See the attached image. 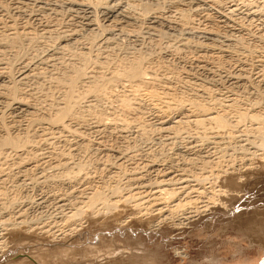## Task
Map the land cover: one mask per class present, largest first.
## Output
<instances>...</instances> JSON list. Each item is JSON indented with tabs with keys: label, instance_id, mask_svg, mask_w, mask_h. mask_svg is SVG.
<instances>
[{
	"label": "bare ground",
	"instance_id": "bare-ground-1",
	"mask_svg": "<svg viewBox=\"0 0 264 264\" xmlns=\"http://www.w3.org/2000/svg\"><path fill=\"white\" fill-rule=\"evenodd\" d=\"M7 1H9L7 5L11 6L10 8H12V10H14L16 12L15 16H17V17L18 16L23 17L22 15H23L25 9H27V10L33 9L35 12H38V13L41 12L43 14L45 13V14H47V16L48 15H55L54 13H58L57 8L61 7L64 10L63 12L67 13L66 15L68 17H71V18L76 17V18L80 19V21H78L80 23V28L78 27L79 29H76V26L74 24H72L71 27L68 29V31H65V30L60 31L58 34H55V35H57L56 37H54L55 40L52 38V41L53 40L55 41V42H53V43H55L54 48H56L62 54L65 53V54L70 55L69 57H71L72 60L69 64H67V66L64 65L65 67L62 70H60V72H57L56 74H54L51 77H48L47 81H50V85L48 84L50 86L48 91H50L52 89V92L51 91L49 92L51 95H47L48 94V92H47V94H45L46 96L42 97V98H44V100L46 102L44 103V106L42 104L41 110L39 109V108H41L40 105H38L39 106V108H38V107H36V103L33 102L34 101V100H32L33 95L31 94L32 95L31 96L30 92L28 93L25 91L26 90L25 85L27 84V81L30 80L31 77L33 78L35 73L38 72V71L34 72L36 70L35 69L36 66L33 64L34 67H31V66L29 67L28 65H26L27 63L24 64L25 62H23L24 66H22L19 70H17L18 72H16L14 74L13 69H12L13 68L12 63L11 64L6 63V65L4 64L3 66H1L2 64L0 65V154L8 155L7 153H9V155H10V153H11V154H13L15 159L17 160V164H16V167H17L16 174L17 175L14 177V179L10 178L11 180H16V179H18V177H20V178L22 177L23 179H25V176L27 178L26 174L29 173V171H32L35 169H39L40 173L43 169H45L44 167H48L50 169L51 168L56 169V167H57L59 169L56 172L54 170V173L52 172L53 174H50V175H48V174L46 175L45 173H42L43 175L37 174V176L38 175L39 176L36 177V181L37 182L39 181L41 183H44L45 181H49V180H46V178H47L46 176H48L51 178V181H53L54 183L56 182L59 184V183L63 182V183H66V185H68V187L70 188L69 191L64 190L63 193H61L59 196L58 195L57 196L52 195V201H53L54 209L58 211L59 215H61L60 221L67 222V220H70V221L76 220V218H79V215L84 213V210L85 211L88 210V213L89 212L94 213L95 210L99 211L100 213L102 212L101 210L104 211V209L109 210V211L114 210L115 208H117L116 203L119 202V199H121L124 203L131 202L133 207L134 206L140 207V204L144 205V203L142 201V200H144V198L141 197V195L139 193H137V191L140 190V188L141 189H148L147 188L148 186L146 187L144 184H146V180H149V179H146L145 181H142V179H144L143 177L146 176L147 173H149L150 169H151L150 172L153 173V180H154V184L156 185V188L158 189V193H156L155 196L154 195L148 196L150 198L153 196L154 197H153L152 201L150 200L149 202L145 203L147 207L145 205L143 206L144 211L149 212V210H151V208H148V207H150V206H148L150 203H151V205L153 203L152 206L154 207V206L160 205L161 203L163 204V202H165V201L167 202L168 200H170L171 205L169 204L167 206L169 212H168V216H165V219H171L170 221H173V223L175 222V226H179V224H183V221L191 220L195 214L200 212V210L198 209L199 207L196 206V202H197L196 199L197 198L199 199L201 194H203V190L200 187L197 188V186L194 188H197L199 190L194 189L192 186H189L188 184H185V183H183L185 185H182L181 182L180 183L178 182L181 177L179 178L177 175H174L175 172L173 173V172H169L168 170L167 171L166 170L165 171L159 170V169H157L156 166L154 167V165H153L154 162L144 164V166H143V169H144L143 173L144 174H140L142 172L139 173L138 171H136L137 169L134 170L135 167H133L131 169L132 171L127 176H125V175L123 176L125 181L122 184L114 183L113 186H109L106 189H104L105 186L101 187V185H102L101 184L100 186L90 187V189H88V190H84L82 188L80 190H77L78 189L77 188L75 191L73 189V186L75 184L81 183L82 181L84 182V179H86V178H80L81 175L79 177V174H81V172H83V170H84V167H85L84 162L86 159L84 161H83V159H84L83 158L81 161L78 160V161L71 162L69 160L72 158H69L68 160H67V158H68V156L71 157L72 155H75V154H73L75 152H73V153H71V155H69L68 152L70 153V151L75 150L76 153L78 151L81 154L82 153L86 154L87 152H89L88 150L90 148H93V150H96L99 152L111 151L112 153H114V155L115 154L118 155V157L115 156V157H117L116 159L118 161L116 164L114 163L116 168H115L114 164L112 163L113 167L117 170L119 169L120 171L126 170L124 168H122L124 170H121V168H120V166H122L120 160H121V158H123V156H121V153L124 154L125 152H122L121 150H119L120 148H118L117 146H116L117 149L116 148L115 149L114 148L108 149L107 147H103L102 145H104V144L101 145L100 140H97V141H94L91 143V141H90L91 139L89 140V138L88 139L86 138L88 136V134L92 135L91 133H97V135L99 133V135H101V133H104L108 130H115V133L114 132L113 133L117 137H119L121 139L124 138V140H125L124 133L121 134L122 131L124 129L130 128L131 125H133L137 128L138 137L141 140L142 139L145 140L146 138H148L150 131L155 130V131L160 132L162 130L163 132L171 134L172 138H169V136L167 135L168 137L166 139L168 141H170L172 139H174L176 141V138H180L182 133L190 134L192 132L194 139H195V143L198 142V144L196 143V145H192L191 144L192 142L191 143L188 142L186 144V146L185 145L182 146L183 147L182 151L184 152L182 154L187 155V158H188L189 154L193 153V151L194 152L197 151V153L195 152L197 156H193V157L191 156L190 157L191 159L190 158L188 159V162H189L188 165L190 166L189 170H191V171L197 170L196 172H192L193 174L190 171V173L192 174L191 178H193L195 182L197 181L198 185L204 184L203 182L206 181V179L209 181L211 179L210 182L207 181V183L209 182L208 183L209 184L208 189L210 190L209 193H211L207 196V199H209L213 202H214V200H216V198H214L215 192H218V194L220 196L234 194L235 193V192H233L234 190L231 191L230 189H227V188H230V187L235 188L238 185L247 186L246 184H249L251 182H253V183L257 182L259 175L264 173V106H263V104L259 100L249 99L248 98L249 96L247 97L248 100H247V98L244 99L239 94H236L237 91L235 94L234 93L228 94V95L226 94V96L219 95L218 97H216L213 94L214 91L211 90L212 89L211 88V86H212L211 81L215 75H213L212 74L213 71L210 72L211 69L209 68L210 69V71H209V69L207 67L208 61L214 59V58H212L214 53L217 52L216 54H218V56L220 54V56H221L225 51H227V48L230 45V43H233V44L235 43L236 45L240 44L239 39H238L239 41L234 40L235 38H232L230 40L229 37L231 35L229 36L228 33H230V30L232 28L231 25H233L232 23H236L239 25V23H240L239 16L240 15H241L240 16L241 20L245 17H246L245 18L246 20L249 19L246 22L247 23L246 26L240 25V27H244L246 29L250 27V26L249 27H247V26L250 25L251 19L256 15L255 13H257V11H255V10L252 11V4H251L252 2L250 3L249 2L250 0H222L224 3H227L226 6L224 3L221 2V0H173V1L170 0V1H172L173 5H174V7H172L174 9V10L172 9L173 14L170 13L171 12L170 11L169 12L170 15H163L162 12H160L158 0H7ZM153 1H156V2H153ZM209 1L215 5L214 7L219 8L218 9L219 11H217L215 15L212 12H210L209 9L211 7L209 8V6L206 5V2H209ZM237 2H238V4H237ZM172 3H170V4H172ZM263 3H264V0H263ZM3 4H1V5L3 6ZM222 4H224V6H222ZM240 4H242L243 7H245V10H243L242 12H240L241 11L240 7H239ZM250 4H251V9L249 8ZM1 5H0V9H2ZM262 7H264V6H262ZM262 7H259V9ZM170 8H171V6H170ZM6 9L4 8L2 10H6ZM241 9H243V8H241ZM244 11H246V13ZM30 12L31 11H29V15H31ZM194 14L199 17V25L197 26V28H194L195 30L193 31L192 30L193 28L190 25L193 22V20L190 21L192 19V18L190 19V17H193L192 15H194ZM29 15L27 14L26 17H23L26 20L21 27L15 26L16 25L15 23H17V21L15 23H14V21L16 19H13V21H11L10 23L6 22V23L1 24V26H0V52L5 53L6 52L5 50H9V51L12 50L14 52H17L16 49L17 48L19 49L20 42H22L25 39V37L27 38L28 36H32V34H33L32 31H34V30L29 28L30 25L29 26L27 25V22H28L27 20H29L31 18V16H29ZM34 18H35V16H34ZM0 21H1V19H0ZM142 21L145 22V24H146V25L144 24V26L146 28L145 30H147L148 33H150L149 31H152V32L155 31V33L157 34V32H158L157 35L161 36V37L164 34L161 31V28H163V31H165V30H167V31L174 30L175 31L177 29V31L181 32L184 37L182 36L183 39H181L179 41L180 45L178 44V45H175L174 48L172 47L171 52L173 49L178 50V51H180L181 49H182L181 51H183V49H188V48L192 49V51L191 50L190 51L193 52V54L195 55V59H196L194 62V68L196 69V71H201V72H203L205 70L204 72L206 75H205L203 81L202 80L196 81V80L192 79L191 76L188 77L187 80L185 79L187 77L186 76L184 78L186 81H180L179 80L180 77L178 78L176 73H173L171 71L172 68L169 69L167 67L168 66L167 64L162 62L160 59H158L159 60L158 61L157 59L150 58L152 56L148 57L147 56L148 54L146 55V53H145V55L142 54L143 52L141 53L139 51V49L138 50L132 49L130 54H126L121 58H119L118 56H115L114 58H112L113 56H111L109 54L110 50L108 51L109 41H111L115 35L118 36L119 34H123L125 32H128V30H130V32H131V29H129V27H132V31L134 32V29L136 30V28H138V26H141V24H138V23H141ZM197 21H198V18H197ZM136 24H138V26L135 28ZM43 26H45V24ZM262 26H264V21L262 22ZM140 28L141 27H139L138 29H140ZM142 28H144V27H142ZM233 28H235V27H233ZM157 29H160V30H157ZM255 29H256V27H255ZM138 31L139 30H137V36L139 34ZM259 31H260V29H259ZM130 32H129V34H130ZM179 32H178V34H179ZM54 33H55V30H53V28L51 29L49 26H45V27L41 28L39 36L41 38L47 37L49 40V38H51V36L54 35ZM140 33H142V30ZM168 33L170 34V32H168ZM193 33L195 35L199 36L200 42L196 41V42L190 43L191 40L189 41L188 36H189V34L191 35ZM35 35H36V33H35ZM135 35H136V33H135ZM152 35H153V33H152ZM172 35H175V34L173 33ZM250 35H252V34H250ZM259 35L261 36L260 39L264 43V30L260 31ZM33 36H34V34H33ZM163 36H165V34ZM32 37H28V39H32ZM36 37H38V36H36ZM134 37H136V36H134ZM150 38H151V36H150ZM162 38H164V37H162ZM162 38H160V39H162ZM98 39H100V40H98ZM95 40H96V43H95ZM81 41H83V42H81ZM80 42L82 44L83 43L85 44L82 46V47L85 46V48L76 51L74 48V46H75L74 44L75 43L80 44ZM94 43H95V45H94ZM263 45L264 44L260 45L261 49H262ZM231 46H232V44H231ZM241 46H243V45H241ZM112 47H114V45ZM95 48H97V50H95V52L92 55V52ZM214 48H216V50H214ZM229 48L231 49V47H229ZM254 48H256V46L253 47V50H255ZM56 49H54L53 51H55ZM160 50H162V49L160 48ZM247 50L251 51L252 47L247 49ZM213 51H215V52H213ZM229 51H230V53L233 52V51L231 52V50H229ZM56 53L58 54L59 52H56ZM16 54L18 55V53H16ZM189 54H191V53H189ZM249 55H251V54H249ZM54 56H56L55 53H54V55H52V57H54ZM45 57H48V56H45ZM160 58H161V56H160ZM216 58L217 57H215V59ZM240 58H241V56H240ZM42 60H44L45 62L49 61L48 58H45ZM162 60H165V59H162ZM216 60H220V59L217 58ZM237 60H239V57ZM191 61H192V58H191ZM245 61L246 60H244V62ZM49 62H51V61H49ZM249 62H251V60ZM254 62H255V60H254ZM41 63H43V62H41ZM252 63H251V66H252ZM170 65H172V64H170ZM218 65L221 66L222 64L221 65L218 64ZM234 65H236V64H234ZM215 67H217V64ZM232 67H230V68H232ZM212 69H214V68H212ZM216 69L218 70V68H216ZM185 70H187V69H185ZM245 70L247 71V69H245ZM261 71H263V70H261ZM12 72H13V74H12ZM189 72H190V70H189ZM259 72L260 71H258V73ZM44 73H46V72L44 71ZM216 73H217V71H216ZM39 74H41L40 71L38 73V76H39ZM217 75H218V73H217ZM41 76H43V75H41ZM221 76H223V74H221ZM34 77L36 78L37 76H34ZM194 77H195V75H194ZM196 77H198V76H196ZM260 78H261V76L259 77V74H257V72L252 73L251 76L246 77V74L244 76V72L242 71V68L240 66H238V68L236 70L232 71L229 74L227 73V75L224 77V80L226 81V88H228V90L230 89V91L233 89L236 90L238 88L242 89V88H247L248 86H252L254 88L253 89V92H254V91H258L255 89L256 87H259V86L264 87V80L260 79ZM220 79H222V78H220ZM28 82H30V81H28ZM45 90H47V89H45ZM28 91H29V88H28ZM54 91L57 92L58 98L54 97V95H55ZM230 91H228V92H230ZM243 91H246V89ZM246 92H248V91H246ZM32 93H33V91H32ZM241 93H244V92H241ZM34 94H36V93H34ZM218 94H220V93L218 92ZM48 97H49V100H46V98H48ZM244 97H246V95ZM34 99H36V98H34ZM38 100H39V98H38ZM44 100H42V102H44ZM35 102H36V100H35ZM183 110L186 113L185 115H183L181 113ZM147 111L157 113L156 116H154V118H155L154 121H148L149 119L148 118L146 119L145 113ZM5 113L8 114V117L11 118V119L9 118L10 119L9 121H4V118L6 116ZM175 113H179L182 115L179 117L177 114V116H175V117L173 116V118H171V120L166 119L165 116H168L170 114L174 115ZM144 115H145V117H144ZM21 122H23V123H21ZM35 128H38L39 131L36 130ZM131 129H129V130H131ZM129 130H127V131H129ZM124 131L126 132V130H124ZM189 131H190V133H189ZM238 132L240 134H238ZM184 134H183V136H184ZM49 136L50 137L52 136V138L57 139L58 141H59V139H61L60 141L62 143V146L66 147L65 150L67 151L66 153L68 156L65 155V157L67 156V158H65V159L61 158V157H63L65 152L64 153L62 152L63 154H60L59 153L60 151L57 152V150H56L57 148H55V151L57 153H55L53 151V148L51 151H49L47 153L48 155H44V153L42 154L41 152H39L40 151L39 148L43 144L49 145V142H48ZM108 136H109V134H108ZM185 136H189V135H185ZM103 137H104V135H103ZM110 137H112V136H110ZM239 137H242L243 139L239 140ZM70 138H72V139L70 140ZM91 138H93V137H91ZM126 138H127V136H126ZM237 138H238L239 142H238ZM101 139H103V138H101ZM108 139H110V138H108ZM180 139H182V138H180ZM191 140H192V138L190 139V141ZM116 141L117 140H115V142ZM126 141H131V140H126ZM183 141H181V142H183ZM104 142H107V141L105 140L102 143H104ZM240 142H243V144H240ZM244 142H245V144H244ZM55 143H57V142H55ZM127 143H129V142H127ZM167 143H169V142H166V144ZM164 144H165V142H164ZM207 144L208 145L211 144L209 146H212V145L215 146V147H213V146L212 147L215 148L214 154H216V155L220 154L222 152L223 154H221V155L223 157L224 153H226V151L229 148V150L232 152H234L236 150L243 156L247 155L248 159L245 156L244 158H246V160L241 164H239L240 163L239 162L238 163L239 165H236V168H233L232 161H229V159H228V161L231 162L230 164L232 167L228 163L227 164L230 167H224L223 165H222L223 166L222 167L220 164L221 162L219 160L220 156H215L213 159L208 160L206 154H208L207 151H209V150H207L206 153H204V154L199 152V150L202 149L203 145H207ZM50 145H53V143L51 142ZM115 145H113V146H115ZM124 145H126V144H124ZM127 145H129V144H127ZM172 145L170 143V146H172ZM121 146H123V144ZM171 148H167V149H171ZM213 148H211V150H213ZM250 148H252V150H250ZM128 150H129V147H128ZM205 150H206V148H205ZM214 150L211 151V153L214 152ZM229 150L227 151V154H228V152H230ZM44 151H46V150H44ZM96 151L94 154H96ZM125 151H127V150H125ZM91 152H94V151H91ZM127 152H129V151H127ZM132 152H133V150H132ZM136 152H137V150H136ZM165 152L166 151H164V153ZM104 153H106V152H104ZM147 153H149V152H147ZM172 153L173 152H171V154ZM195 153H194V155H195ZM199 153H201L202 155H198ZM171 154H168L167 156H169ZM179 154L181 155V152L178 153L177 155H179ZM212 154H210V155H212ZM230 154H231V152H230ZM77 155H78V153H77ZM89 155H91V154H89ZM99 155H102V154H99ZM105 155H107V154H105ZM124 155H126V154H124ZM52 156L54 157L53 159H55L54 161H51ZM161 156H163V154ZM161 156L158 155V157H161ZM171 156H170V158H171ZM4 157H3V159H4ZM109 157H110V155H109ZM109 157L107 156L106 159ZM154 157H157V156H154ZM7 158H5V159H7ZM56 158H57V160H56ZM76 158H73V159H76ZM78 158H79V155H78ZM173 158L174 157H172V159ZM175 158H177V157L175 156ZM87 159L89 160V158H87ZM106 159H104V160H106ZM150 159H148V160H150ZM66 160L69 161V165H68V163H66L67 162ZM151 160H154V159H151ZM156 160H157V158H156ZM91 161H92V159H91ZM111 161L113 162V160H111ZM123 161H122V163H123ZM164 161H166V160H164ZM169 161L171 162V159ZM1 162H2V160L0 161V165L2 164ZM88 162H90V161H88ZM177 162H178V160H177ZM177 162L174 161L173 163L175 164ZM184 162H186V161H184ZM226 162H227V160H226ZM182 163L183 162H181V164ZM234 163L235 162H233V164ZM162 164H163V162H162ZM224 164H225V162H224ZM257 166H260L261 168L259 170L255 169V168H257ZM172 167H174V166H172ZM1 168H3V167H1ZM139 168H141V167H139ZM159 168H161V167H159ZM212 168H214L213 171H211ZM143 169H141V170H143ZM88 170H89V167H88ZM206 170H208L207 172H210L209 174H206V175H209L210 177L205 176L204 173H206L205 172ZM1 171H3V170L1 169ZM43 171L45 172V170H43ZM125 172H127V171H125ZM44 174L46 176H44ZM179 174H180V172H179ZM85 175H86V173H85ZM6 176H8V175H6ZM86 176L89 177L90 175H86ZM110 176H112V175H110ZM253 176H256L255 180L252 179ZM10 177H11V175H10ZM117 177H118V175H117ZM147 177H150V175ZM28 178H30V177H28ZM4 179H5V176L0 177V225H1L0 227H2L0 232L3 231L2 234L0 233V248L4 247L6 245L5 239H6L7 234L8 235L10 234V231H12V230L17 231L18 229H23V230L29 232V229L30 228L32 229V227H30V226H26V227L24 226V224H26V225L29 224L28 221H25L27 219L24 218V213L26 212L24 210H25L26 206H28L29 204L27 205L25 203V204L18 205L16 207L17 211L14 212L15 213L14 216L12 215L10 217V216H8V214H6V215L3 214L4 209L12 207L13 205L16 204V202L21 200L20 199V200L16 201V199H18L17 196H19V195L16 196L17 192H16V194H14L15 196L14 195H9V196L6 195L7 191L4 189L5 185H2V184H4L2 182ZM116 179H114V180H116ZM193 179H191V180H193ZM119 180H120V178H119ZM110 181H112V180H110ZM141 181L144 182V184H142ZM149 181H148V184H149ZM186 181H188V180H186ZM15 184H17V183H15ZM12 185L15 186L14 183ZM43 185H46V184H43ZM47 185H48V182H47ZM105 185H107L106 182H105ZM178 185H180V186H178ZM2 186H4V187H2ZM68 187L65 189H68ZM214 187H216V189ZM203 188H204V186H203ZM71 189L73 192L71 191ZM208 189H206V190H208ZM17 190H18V188H17ZM122 190H124V192ZM67 191L69 193H67ZM121 191L123 193H121ZM142 191H144V190H142ZM151 191L149 194L152 193ZM192 191L195 192L196 194L194 193V196L190 197L191 196L190 193H192ZM74 192L79 193V196L77 195L76 199H75L76 203H78V204H72L71 205L69 203L70 201L68 199L70 197V195H68V194H73L74 198H75L76 194H74ZM153 193H155V192H153ZM139 195H140V197L137 198V196H139ZM147 195H148V193H147ZM179 196H181L182 199H181V197L179 198ZM71 198H73V196H71ZM150 198H148V199H150ZM46 199H47L46 197L45 198L40 197L39 199H37L36 201L31 202V203H33L36 207L42 208L40 206L41 205L43 206V203L45 202ZM140 200H141V202H140ZM159 200H161V203H159L160 202ZM68 204H70V206L72 207V212L63 214L62 210L65 209L68 206ZM184 206L188 207L191 210L193 209L195 211L194 212H186L184 214L179 213L177 215L176 213L178 211L182 210V208H184ZM189 206H193V207H189ZM141 207H142V205H141ZM164 208L163 209L158 208L157 211L159 213H161V211H163ZM98 209H101V210H98ZM2 214H3V216H2ZM10 214H12V213H10ZM174 214H176L177 216H175ZM25 216H26V214H25ZM26 222H28V223H26ZM50 226H52V225H50ZM39 229L42 231L43 227H40ZM45 229H43L44 232L47 231ZM51 230H53V229H51ZM53 233L54 232H51L50 234L54 235L55 233L54 234ZM9 236H11V238H13L14 234L9 235ZM9 236L6 239L7 241L9 239ZM19 236H18V238H19ZM23 236L20 237L18 241L23 240V239L28 240ZM59 236L60 235H58L55 238H58ZM60 237L62 239L63 237H65V234L62 233V235ZM27 238H28V236H27ZM16 240L17 239H15V241ZM68 250H69V247L63 248L61 252H58V256L61 258L65 255L69 256L70 252H68ZM48 252H50V251L49 250H47L45 252H41V251L36 252L35 251L33 253H30L31 255H30L29 259L35 258L37 261L43 262L45 264H48L49 262L51 264H54V262L51 261L52 258H49ZM54 252L55 251H53L51 253H54ZM81 255L84 256V253H82ZM87 257H89V256H87ZM26 261H27L26 258L25 259H23V258L19 259L18 258V260L10 261V262H8V264H25ZM90 261H89V263H90ZM26 264H28V263L26 262ZM260 264H262V262Z\"/></svg>",
	"mask_w": 264,
	"mask_h": 264
},
{
	"label": "rangeland",
	"instance_id": "rangeland-1",
	"mask_svg": "<svg viewBox=\"0 0 264 264\" xmlns=\"http://www.w3.org/2000/svg\"><path fill=\"white\" fill-rule=\"evenodd\" d=\"M172 1H170V0H158L160 12H162L163 15H170V13L173 12L174 9L172 7H174V5H173ZM8 2L9 1H7V0H0V5L4 3L3 6L1 5L2 9L7 8L6 9L7 11L0 9L1 10L0 11V19H1L0 26L2 23H6V22L10 23L11 21H13V19H16L14 21V23L17 21V23H15L16 24L15 26L21 27L26 20L23 17H26L27 14L29 15V11H31L30 12L31 15H29V16H31V18L29 20H27L28 21L27 25L28 26L30 25L29 28L34 30V31L31 30L32 33L34 34V36H33V34H32L33 37L28 36V37H32V39H28V37L27 38L25 37V39L22 42H20L19 49L15 48L17 52H14L12 50L11 51L5 50L6 51L5 53L0 52V54H1L0 55V65L2 64L1 66H3L4 64L6 65V63H10V64L12 63V67H13L12 69H13L14 74L16 72H18L17 70H19L26 63H27L26 65H28L29 67L30 66L34 67V65L36 66V68H35L36 70L34 72H36V71H38V72L35 73L34 76H37V77L36 78L34 76H33V78L31 77L32 80L31 79L28 80L30 82L27 81V84L25 85L26 90L25 89L24 90L28 93L30 92V95L31 94L33 95V98H32V100H34L33 102L36 103V107H38V108H39L38 105H40L41 108H39V109L41 110L42 104L44 106V103L46 102L44 100V98H42V97H45L46 96L45 94H47V92H48L47 95H51L49 92L50 91L52 92V89L50 91H48V89L50 88V86H49L50 81H47L48 77L53 76L57 72H60V70H62L65 66H67V64H69L72 60L71 57H69L70 55L65 54V53L62 54L60 51H58L56 48H54V46H55V43H53V42H55L54 37L57 36L55 34H58L60 31H64V30L68 31V29L71 27L72 24H74L76 26V29H79L80 23L78 21H80V19H78L76 17H73V18L68 17L66 15L67 13L63 12L64 10L61 7L57 8L58 13H54L55 15H48L47 16V14H45V13L43 14L41 12H39V13L35 12L33 9L32 10L25 9L24 13L22 12L23 17H21V16L17 17V16H15L16 12L14 10H12V8H10L11 7L10 5H7ZM153 2H156V1H153ZM169 2L172 4H170ZM221 2L224 3L222 0H221ZM238 2H237V4H238ZM249 2L250 3L252 2L251 3L252 4V11L253 10L257 11V13H255L256 15L253 17L254 19L252 18L250 21V25L247 26V27H249V26L250 27L247 29L244 27H240V25L246 26V24H247L246 22L249 20V19L246 20L245 19L246 17L245 18L242 17L243 19L241 20L240 19L241 15H240L239 16V21H240L239 25L236 23H232L233 24V25H231L232 28L230 30V33H228L229 36L231 35L229 37L230 40L232 38H235L234 40H236V41L240 40V44L236 45L235 43L234 44L230 43V45L227 48L228 52L225 51L222 54L223 56L222 55L220 56V54L218 56V54H216L217 52L214 53L212 56V58H214V59L208 61L209 66L207 65V67H208V69L210 68L211 71H210V69H209V71L210 72L213 71L214 73L212 72V74L215 75L211 81L212 82V86H211L212 89L211 90L214 91V92L213 91L212 92L216 97H218L219 95L226 96V94L227 95L232 94V93L235 94L237 91L236 94H239L242 98L246 99L249 96L248 97L249 99L259 100L264 106V89H263L264 87L263 86L256 87L255 89L258 91H254V92H253L254 88L252 86H248L247 88H242V89L238 88L236 90L233 89L230 91V89L228 90V88H226V81L224 80V77L227 75V73L229 74L232 71L236 70L238 68V66H240L242 68V71L244 72V76H245V74H246V77L251 76L252 73L257 72V74H259V77L261 76L260 79L264 80V72H263L264 71V45L262 46V49L260 47V45H262L264 43L260 39L261 36L259 35L260 31L264 30V26H262V22L264 21V13H263L264 7H262V6H264L263 5L264 3H263V0H250ZM224 4L226 6L227 3H224ZM224 4H222V6H224ZM251 4L249 7L250 9H251ZM206 5L209 6V8L211 7L210 9L209 8L208 9L214 15L216 14L217 11H219L218 10L219 8L214 7L215 5L212 4V2H210V1L206 2ZM170 6H171V8H170ZM239 7L241 10V11L239 10L240 12L245 10V7H243L242 4H240ZM259 7H262L263 9L262 8L259 9ZM241 8H243V9H241ZM244 12L246 13V11H244ZM34 16H35V18H34ZM192 16L193 17H190V19L192 18L190 21L193 20L194 23L192 22L190 25L193 28L192 30L194 31L195 30L194 28H197V26L199 25V17L195 14ZM197 18H198V21H197ZM44 24H45V26H49L51 29L53 28V30H55L54 35H52L51 38H49V40L47 37L41 38L39 36L41 28L45 27V26H43ZM138 24H141V26H138ZM138 24H136L135 28L137 26H138V28L139 27H141V28L140 29L136 28V30L134 29V32L136 33V35L132 31V27H129V29H131V32H130V30H128V32H125L123 34H119L118 36L115 35L113 37V39L111 41H109V43H108L109 49L108 48L107 49H108V51L110 50L109 54L111 56H113L112 58H114L115 56H118L119 58H121L126 54H130L132 49H135V50L139 49V51L141 53L143 52L142 54L145 55V53H146V55L148 54L147 55L148 57L152 56L150 58H154L157 60L160 59L162 62L167 64L168 65L167 67L169 69L172 68L171 71L173 73H176L178 78L180 77L179 78L180 81H186L188 79V77H190V76L192 79H194L196 81H201V80L203 81V79L206 75L204 72L205 70L203 72H201V71H196V69L194 68V62L196 59H195V55L193 54V52H191L192 49H189V48L183 49V51H181L182 49L180 51L173 49L171 52L172 47L174 48V46L178 45L179 41L181 39H183L184 36L182 35L181 32L177 31V29L175 31L174 30L167 31L164 29L165 31H163V28H161V31L165 34V36H163L164 34L162 35V37H164V38H162L161 36L157 35L158 32L156 34L155 31L152 32V31L148 30L150 32V33H148L147 30H145L146 28L144 26V24H145L144 21H142L141 23H138ZM142 27H144V28H142ZM233 27H235V28H233ZM255 27H256V29H255ZM258 28L260 29V31ZM137 30H139L138 36H137ZM141 30H142V33H140ZM157 30H160V29H157ZM129 32H130V34L132 32L133 33L130 35ZM151 32L153 33V35ZM168 32H170V34ZM178 32H179V34H178ZM35 33H36V35H35ZM171 33L172 34L174 33L175 35H172ZM249 33L252 35H250ZM36 36H38V37H36ZM134 36H136V37H134ZM150 36H151V38H150ZM159 37L162 39H160ZM52 38L54 39L53 41H52ZM188 38H189V41L191 40L190 43H193L196 41L200 42L199 36L195 35L194 33L191 35L189 34ZM98 40H100V39H98ZM81 42H83V41H81ZM81 42H80V44L75 43L74 44L75 46L73 45L76 51L85 48V46L82 47L85 44L84 43L82 44ZM95 43H96V40H95ZM95 43H94V45H95ZM231 44H232V46H231ZM113 45H114V47H112ZM241 45H243V46H241ZM255 46L257 49L254 48L255 50H253V47H255ZM229 47H231V49ZM248 47L249 48L252 47V50L248 51L247 50V49H249ZM160 48L162 50H160ZM54 49H56L57 51L56 50L53 51ZM95 50H97V48H95L93 50L92 55L95 52ZM214 50H216V48H214ZM229 50H231V52L232 51L233 52L230 53ZM56 52H59V53L57 54ZM188 52L191 54H189ZM213 52H215V51H213ZM16 53H18V55ZM54 53L56 54V56L52 57V55H54ZM249 54H251V55H249ZM45 56H48V57H45ZM160 56H161V58H160ZM240 56H241V58H240ZM215 57L219 58L220 60H216L217 58L215 59ZM238 57H239V60H237ZM45 58H48V60L51 62H49V61L45 62L44 60H42ZM191 58H192V61H191ZM162 59H165L166 61L162 60ZM244 60H246V61L244 62ZM250 60H251V62H249ZM254 60H255V62H254ZM40 61L43 63H41ZM23 62H25V63L23 64ZM251 63H252V66H251ZM170 64H172V65H170ZM216 64H217V67H215ZM218 64H220V65L222 64V65L219 66ZM234 64H236V65H234ZM230 67H232L233 69ZM212 68H214V69H212ZM216 68H218V70ZM185 69H187V70H185ZM245 69H247V71ZM43 70L46 73H44ZM189 70H190V72H189ZM261 70H263V71H261ZM39 71L41 74H39V76H38ZM216 71H217L218 75H217ZM258 71H260V72L258 73ZM13 72H12V74H13ZM221 74H223V76H221ZM41 75H43V76H41ZM194 75H195V77H194ZM196 76H198V77H196ZM220 78H222V79H220ZM28 88H29V91H28ZM45 89H47V90H45ZM245 89L248 92L243 91ZM32 91H33V93H32ZM228 91H230V92H228ZM218 92L220 94H218ZM241 92H244V93H241ZM34 93H36V94H34ZM54 94H55L54 97H57V92L54 91ZM243 95L244 96L246 95V97H244ZM34 98H36V99H34ZM38 98H39V100H38ZM248 98H247V100H248ZM35 100H36V102H35ZM42 100H44V102H42ZM46 100H49V97L46 98ZM153 113L154 112H151V111H147L145 113L146 119L147 118L149 119L148 121H154V119H155L154 116H156L157 113H154V114ZM181 113L183 115L186 114L184 110ZM177 114L179 117L182 115L179 113H175L174 115L170 114V115L165 116V117H166V119L171 120V118H173V116L174 117L177 116ZM5 115H4L5 116L4 121H9L11 118L8 117V114L5 113ZM145 115H144V117H145ZM21 123H23V122H21ZM35 129L38 130V128H35ZM129 129H131V130H129ZM124 130H126V132ZM124 130H123L124 132L122 131L121 134L124 133L125 140H124V138L121 139V138L117 137L114 134L115 130H108L104 133H101V135H99V133H98V135H97V133H91L93 136L88 134V136L86 137L87 139L89 138V140L91 139L90 140L91 143L94 141L100 140L101 145L104 144V145H102L103 147H107L108 149L109 148H111V149L116 148L117 149V147H118V148H120L119 150H121L122 152H125L124 154H126L127 156L124 155L123 153H121V156H123V158H121V160H120L121 165H122V166H120V168H121V170L126 169L124 171H120L119 169L118 170L115 169L116 168L115 164L118 162L116 159L118 157V155H116V154L114 155V153H112L111 151L99 152V151L93 150V148H90L88 150L89 152H87L86 154H83V153L81 154L80 152L77 151L79 158H80L79 159L76 151L73 150V151H70V153L68 152V154L71 155V153L75 152L73 154H75L76 156L72 155L70 157L66 153L67 152L65 150L66 147L62 146V143L60 141L61 139H59V141H58L57 139L52 138V136L51 137L49 136L48 138L53 143V145H50L51 142L48 140L49 145L43 144L42 145L43 147L41 146L39 148L40 149L39 152H41L42 154L44 153V155H48L47 153L49 151H51L53 148V151L55 153L60 151L59 153L63 154L65 152L66 154L64 153L63 157H61V158L65 159L68 156L67 160L69 158H72L69 160L71 162L78 161V160L81 161L83 158H84L83 161L86 159L84 162L85 163L84 170H83V172H81V174H79V177L81 175L80 178H86V179H84V182L82 181L81 183L75 184L73 186V189L75 191L77 188H78L77 190H80L81 188L84 190H88V189H90V187L100 186L101 184H102L101 187L105 186L104 189L108 188L109 186H113L114 183L122 184L125 181L123 176L124 175L127 176L132 171L131 169L133 167H135L134 170L137 169L136 171H138L139 173L142 172L140 174H144L143 173L144 164L154 162L153 163L154 167L156 166L157 169H159V170H164V171L168 170L169 172H173V173L175 172L174 175H177L179 178L181 177L180 179L178 177L177 178L179 179L178 182L179 183L181 182L182 185L188 184L189 186H192L193 188L197 186V188L200 187L203 190V194H201L199 199L198 198L196 199L197 202L195 201L196 206L199 207L198 209L200 210V212L195 214L194 216L192 215L193 218L191 220L183 221V224H179V226H175V222L173 223V221H170L171 219H165V216H168V212H169L167 206L169 204L171 205L170 200H168L167 202L166 201L163 202L164 205L161 203V200H159L160 201L159 203H161V204L154 206V207L152 206L153 203H152V205L150 203L148 205L150 207H148V208H151V210H149V212L144 211L143 206L144 205L146 206L145 203L149 202L150 200L152 201L155 194L158 193V189L156 188V185L154 184L153 173L150 172L151 171V169H150V171H149L150 174L147 173V175L143 177L144 179H142V181H145L146 179H149L150 181L146 180V184H144V182L141 181L142 184H144L146 187L148 186L147 187L148 189H141L140 188V190L137 191V193H139L141 195V197L144 198V200L141 199L143 201L144 205L140 204V207L138 206L139 208L137 206L133 207L131 202L124 203L121 199H119V202L116 203L117 208H115L114 210L109 211V210L104 209V211H105L104 212L103 210L98 209V210H101L102 212L100 213L99 211L95 210L94 213L92 212L93 214L91 212L88 213V210H86V211L84 210V213L85 212L86 213L79 215V218H76V220H72V221L67 220V222L60 221L61 215H59L58 211L54 209L53 201H52V195H54V196L58 195L59 196L61 193H63L64 190L69 191L70 188L68 187V185H66V183H63V182H61L62 184L61 183L58 184L55 182L56 183L55 184L53 181H51L50 177L46 176L47 174L48 175L53 174L54 170L56 172L59 169L57 167H56V169H53V168L50 169L48 167H44L45 169H43V170H45V172L42 170L41 173H40L39 169H35V170H32L33 172L29 171V173L26 174L27 178L25 176V179H23L22 177L21 178L18 177V179H16V180H11L10 178L14 179V177L17 175L16 174V172H17V167H16L17 160L15 159L13 154H11V153H10V155H9V153H7L8 155L0 154V156H1L0 161L2 160V162H1L2 164L0 165V177L5 176L6 180L4 179L2 181L4 183L2 185H5L4 189L7 191L6 195H8V196L14 195L17 192L16 196L19 195L20 197L17 196L18 199H16V201L21 199L20 201L16 202V204L18 203L17 205L15 204L12 207H10L11 209L10 208L4 209L3 214H5V215L8 214V216H10V217L12 215L14 216V214H15L14 212L17 211L16 207L18 205L25 204V203L27 205L29 204L28 206H26L27 209L25 208V210H24L27 212V213L26 212L24 213V218L27 219L25 221H28L29 224L28 225L24 224V226L25 227L26 226L32 227V229L31 228L29 229V232H27L23 229H18L17 231L14 230L15 232L13 230L10 231L9 235L14 234L13 238H11V236H9L7 234L6 239L8 236H9V239H8V241L5 239L6 245L4 247L0 248V256L2 255L0 257V264H8V262L18 260V258L19 259H22V258L25 259L26 258V260H27L26 262L28 264H45L43 262L37 261L35 258L34 259H32V258L29 259V258L31 255L30 253H33L35 251L36 252H39V251L45 252L47 250L50 251V252H48L49 258H52V260L51 259L50 260L52 262H54V264H260L261 262H262V264H264V173L259 175L257 182H254V183L251 182L249 184H246L247 186L238 185L235 188H231V187L227 188L226 187L227 189H230L231 191L234 190L233 191V192H235L234 194L220 196L218 194V192H215L214 198H216V200H214V202H213V201L207 199V196L209 194H211V193H209L210 190L208 189V187H209L208 183L211 181V179H210V181L206 179V181L203 182L204 184H201L202 185L201 186V185L197 184L198 183L197 181L195 182L194 179L191 178V176L193 174L192 172H196L197 170H193V171L189 170L190 166L188 165V163H189L188 159L191 156L192 157L197 156L196 155L197 151H195L196 153L193 151V153L189 154L188 158H187V155L182 154V153H184L182 151L183 150L182 146H184V145L186 146V144L188 142L189 143L192 142L191 143L192 145H196V143L198 144V142L195 143V139H194L192 132L190 133V131H189L190 134L182 133V135L180 137L182 139L176 138V141L174 139H172V140L169 139L170 141H168L166 139L168 136H169V138H172L170 133L163 132L162 130L160 132L153 130V131H150V134H149L148 138L145 139L146 140L145 141L143 139L141 140L138 137V130L135 126L131 125L130 128L124 129ZM127 130H129L130 132ZM108 134H109V136H108ZM183 134H184V136H183ZM238 134H240V133L238 132ZM103 135H104V137H103ZM185 135H189V136H185ZM110 136H112V137H110ZM126 136H127V138H126ZM91 137H93V138H91ZM101 138H103V139H101ZM106 138L107 139L110 138V139L107 140ZM191 138L194 142L192 140L190 141ZM71 139L72 138H70V140ZM114 139L117 141L115 142ZM241 139H243V138L239 137V140H241ZM102 140L103 141L106 140L107 142L102 143L103 142ZM126 140H131L132 142L126 141ZM237 140H238V138H237ZM239 140H238V142H239ZM181 141H183V142H181ZM55 142H57V143H55ZM127 142H129V143H127ZM164 142H165V144H164ZM166 142H169V143L166 144ZM170 143H171V145L172 144L173 145L170 146ZM122 144H123V146H121ZM124 144H126V145H124ZM127 144H129V145H127ZM240 144H243V142H240ZM244 144H245V142H244ZM113 145H115V146H113ZM209 145H211V144H209ZM209 145L208 144L203 145L202 149H200L199 152L204 154V153H206L207 150H209L210 152L207 151L208 154H206L208 160L213 159L215 156H220L219 160L221 162L220 163L221 166L223 165L224 167H230L231 162H229V161H232L233 168H236V165H239L246 160V158H244L245 156L248 159L247 155L243 156L236 150L234 152H232L229 150V148H228V150L231 152V154H230V152H228V154H227V151H228L227 150L226 153H224L223 157L221 155V154H223L222 152L220 154L216 155V154H214L215 148H213L215 146L212 145L213 146L212 147ZM128 147H129V150H128ZM55 148H57L56 149L57 152L55 151ZM167 148H171L172 150L167 149ZM205 148H206V150H205ZM211 148H213V150H214V152H212L213 154L211 153V151H213V150H211ZM124 149L129 151V152L125 151ZM44 150H46V151H44ZM132 150H133V152H132ZM136 150H137V152H136ZM250 150H252V148H250ZM91 151H94V152H91ZM95 151H96V154H94ZM164 151H166L167 153L166 152L164 153ZM104 152H106V153H104ZM147 152H149V153H147ZM171 152H173V153L171 154ZM177 152L178 153L181 152L182 156L180 154L177 155L178 154ZM194 153H195V155H194ZM201 153H199L198 155H202ZM89 154H91V155H89ZM99 154H102V155H99ZM105 154H107V155H105ZM162 154L164 157L161 156ZM168 154H171L172 156L171 155L167 156ZM210 154H212V155H210ZM65 155H67V156L65 157ZM109 155L111 158L109 157ZM158 155L161 157H158ZM174 155L178 159L175 158ZM107 156L109 158L106 159ZM115 156H117V157H115ZM154 156H157V157H154ZM170 156H171V158H170ZM3 157H4V159H3ZM172 157H174V158L172 159ZM5 158H7V159H5ZM53 158L54 157L52 156L51 161L55 160ZM73 158H76V159H73ZM87 158H89V160ZM150 158L154 159L155 161L151 160ZM156 158H157V160H156ZM91 159H92V161H91ZM104 159H106L107 161ZM148 159H150V160H148ZM170 159H171V162L169 161ZM228 159H229V161H228ZM56 160H57V158H56ZM111 160H113V162ZM164 160H166L167 162ZM177 160H178V162H177ZM226 160H227V162H226ZM69 161L66 162V163H68V165H69ZM88 161H90L91 163ZM122 161H123V163H122ZM174 161L177 162L178 164L177 163L174 164L173 163ZM184 161H186L187 163ZM162 162H163V164H162ZM181 162H183V163L181 164ZM224 162L227 166L224 164ZM233 162H235L236 164L235 163L233 164ZM112 163L113 164L115 163L114 164L115 168L113 167ZM172 166H174V167H172ZM1 167H3V168H1ZM88 167H89V170H88ZM139 167H141V168H139ZM159 167H161V168H159ZM122 168H124V169H122ZM260 168H261L260 166H257V168H255V169L259 170ZM1 169L3 171H1ZM141 169H143V170H141ZM213 170H214V168H212L211 171H213ZM125 171H127V172H125ZM190 171L192 174L190 173ZM207 171L208 170H206L205 171L206 173H204L205 176H209V175H206V174L210 173ZM179 172H180V174H179ZM42 173H45L46 175L44 174V176H46L48 178V179L46 178V180H49V181H45L46 183L45 182L41 183L39 181H38L39 182L38 183L36 181V177L39 176V175L37 176V174L43 175ZM85 173H86V175H90L89 176L90 178L88 176H86ZM6 175H8V176H6ZM10 175H11V177H10ZM110 175H112V176H110ZM117 175H118V177H117ZM149 175H150V177H147ZM28 177H30V178H28ZM119 178H120V180H119ZM255 178H256V176L252 177L253 180H255ZM114 179H116L118 182ZM191 179H193V180H191ZM110 180H112V181H110ZM186 180H188L189 182ZM148 181H149V184H148ZM207 181H209V182L207 183ZM47 182H48V185H47ZM105 182L107 183V185H105ZM13 183L15 186L12 185ZM15 183H17V184H15ZM183 183H185V184H183ZM43 184H46V185H43ZM178 186H180V185H178ZM203 186H204V188H203ZM2 187H4V186H2ZM67 187H68V189H65ZM17 188H18V190H17ZM197 188H194V189H197ZM214 188L216 189V187H214ZM206 189H208V190H206ZM142 190H144V191H142ZM197 190H199V189H197ZM68 191H67V193H69ZM71 191H72V189H71ZM122 191L124 192V190H122ZM122 191H121V193H123ZM150 191L152 192L151 194H149ZM153 192H155V193H153ZM147 193H148V195H147ZM194 193L195 192L192 191V193H190L191 196L190 195L189 196L190 197L194 196ZM74 194H76L75 198H74L73 194H68V195H70V197L68 196L69 197L68 199H69V201H70L69 203L71 205L72 204H78V203H76L75 199H76L77 195L79 196V193L74 192ZM140 195L137 196V198H139ZM149 195H154V196L151 197L152 198L151 199L150 197H148ZM44 196L47 198L45 200V202L43 203L44 207L41 205L40 207H42V208H39V207H36L33 203H31V202L36 201L40 197L45 198ZM71 196H73L74 199L71 198ZM181 196H179V198ZM182 197H181V199H182ZM148 198H150V199H148ZM141 200H140V202H141ZM70 204H68V206L62 210L63 214L72 212V207L70 206ZM141 205H142V207H141ZM157 207L162 208V209L164 207L165 208L163 211H161V213H159L157 211V209H158ZM189 207H193V206H189ZM184 208H182V210L178 211L176 214L178 215L179 213L184 214L186 212H194L195 211L193 209H192L193 210L192 211L191 209H189L188 207H185V206H184ZM183 210L184 211L186 210V211L184 212ZM10 213H12V214H10ZM3 214H2V216H3ZM25 214H26V216H25ZM176 214H174V215L177 216ZM28 222H26V223H28ZM50 225H52V226H50ZM38 227L39 228L43 227V229L46 228L45 230H47V231L44 232L43 229L41 231ZM1 228L2 227H0V231H1ZM51 229H53V230H51ZM2 232H0V233L2 234ZM51 232H54L55 234L53 233L54 235H51L50 234ZM62 233L65 234V237H63L61 239L60 236L62 235ZM58 235H60V236L58 238H55ZM18 236H19V238L23 236L28 240L23 239V240L18 241L19 240ZM27 236H28V238H27ZM15 239H17V240L15 241ZM67 247H69L68 252H70V255L69 256L65 255L62 258L59 257L58 252H61L63 248H67ZM53 251H55V252L51 253ZM82 253H84V256L81 255ZM87 256H89V257H87ZM89 261H90V263H89ZM26 262H25V264H26ZM48 264H51V263L49 262Z\"/></svg>",
	"mask_w": 264,
	"mask_h": 264
}]
</instances>
